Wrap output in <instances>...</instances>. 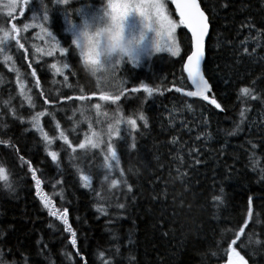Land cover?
Here are the masks:
<instances>
[{"label":"trees","instance_id":"trees-1","mask_svg":"<svg viewBox=\"0 0 264 264\" xmlns=\"http://www.w3.org/2000/svg\"><path fill=\"white\" fill-rule=\"evenodd\" d=\"M6 3L7 0H0V27L8 29L15 23L23 29L26 23L34 24L42 20L44 8L41 0H29L23 15L19 9L13 14L15 19L7 16ZM200 3L211 22L203 71L225 110L220 112L201 98L187 97L175 91L173 84L192 90L187 73L183 71V64L191 52V37L182 26L177 35L182 51L179 58L162 54L142 67L125 63L118 77L125 81L127 87H138L143 82L172 90L147 99L142 91L128 93L118 102L125 116L143 111L149 120L147 129L138 121L141 129L136 134L137 149L130 154H121L129 182L138 185L134 188L137 199L126 210H119L115 207L116 197L124 202V190L118 186L108 191V182H103L102 196L113 206L108 208L107 215L99 217L94 207L97 203L94 193L79 186L78 174L65 151L60 150L63 173L60 175L43 150L39 135L34 130L25 132L24 129H30L27 120L34 111L48 109L56 111L62 127L68 130L71 121L67 127V116L61 112L73 106V101L61 102L60 96L79 95L80 88L89 95L99 92L96 81L79 65L69 13L82 7V13L72 14V20L80 22L85 12L103 8L104 0H67L66 4L43 0L49 15L48 31L56 36L61 47L69 50L63 55L59 51L51 57L40 58L35 54L33 45L45 47V40L49 39L46 36L41 38L43 34L39 28L30 27L19 33L21 43L28 49L27 60L24 59V50L15 41L6 42V51L23 73L21 79L26 83L25 90L31 89L29 94L36 105L35 109L31 108L20 96L16 73L9 70L10 65H6L3 56H0V122L8 125L5 131L20 149L17 154L13 149L0 145V165L6 168L9 179L19 184L17 191L9 194L0 181V230L4 232L0 247L7 260L24 264L26 257L27 264H83L76 254L79 250L88 264H103L96 255L98 251H103L104 259H110L112 264H129V254L135 257L136 264H224L226 256L220 249L227 247L234 231L242 225L249 195L253 197V221L237 245L250 232L255 233V239L264 240V180L260 178V168H264V103L261 102L264 100V36L259 41V47L253 39L248 40L246 46L249 53L256 49L253 55L243 53L241 47L246 37H255L257 29H264V5L262 0H200ZM221 3H227L228 7L222 8ZM170 7L178 19L171 4ZM249 19L255 25L251 31L240 27ZM215 33H219V48L213 46L216 43ZM29 62L37 69L45 96L57 101L55 105L43 103L45 97L40 96L41 89L34 86ZM64 62L69 64V68L64 69V75L68 76L67 83L73 85L72 88L66 87L63 76L54 75L50 68L52 63L62 66ZM84 83H90L93 88L87 89ZM244 86L254 87L260 99L240 98L238 91ZM128 96L132 97L133 103H126ZM8 100L10 104L5 106L4 102ZM241 108L249 109L245 121L237 134L229 135L240 120ZM10 109H15L16 116ZM17 117H23L25 122L21 123ZM77 117L81 118L78 114ZM205 118L207 126L203 124ZM42 123L45 130L53 134L54 122H50V117L42 118ZM85 130L87 127L82 123L75 132L69 133V138L78 143ZM201 131L210 133L211 138L196 140ZM76 132L78 135L74 136ZM174 137L175 143L172 142ZM249 141L257 145L254 151L259 165L255 170L249 160L253 152ZM57 144L62 142L56 141L52 150H58ZM193 146L199 149L202 163L189 167L192 161L188 149ZM178 149L184 158L182 165L174 159ZM18 155L31 160L38 169V176L44 180L42 187L55 206L61 210L64 207L69 209V222L77 232L76 248L69 243V234L64 231L62 223L49 216L47 209L43 208L35 194L31 174L27 166L20 163ZM76 155L79 159L74 163L83 167L86 174L90 172L94 177L93 186L99 187L101 172L98 165L102 156L97 154L90 163L81 150ZM55 179H62L63 183L53 189ZM221 187L224 189L223 205L213 201V196L221 194ZM62 189L63 201L60 199ZM256 219L259 224L255 223ZM225 229L228 231L225 232ZM130 231L134 245L128 243ZM217 241L221 242L219 248ZM213 251L218 254L213 256ZM246 251L243 250L242 254ZM65 252L71 253V260L66 258ZM254 260L256 264H264V252L249 258V264H253Z\"/></svg>","mask_w":264,"mask_h":264},{"label":"snow or ice","instance_id":"snow-or-ice-1","mask_svg":"<svg viewBox=\"0 0 264 264\" xmlns=\"http://www.w3.org/2000/svg\"><path fill=\"white\" fill-rule=\"evenodd\" d=\"M56 2L58 4H66L67 0H56ZM172 2L175 5V12L179 17L178 20L173 19L172 16L168 14L165 0H146V2L143 4H113L111 7L115 15L121 18L126 16L131 10H133V8H135V10L140 12L142 15L150 14L151 16L155 17L160 25V33H158V35L162 34L163 36V48L161 49L158 47L157 50H166L172 57H178L181 54V47L177 42L176 37L177 29L181 26L186 28L191 34V52L187 55L186 62L183 64V71L187 73V80L190 81L192 90L176 87L174 84L173 87L175 88L176 92L183 93L187 97H199L202 100L209 102L215 107V109L223 112L225 109L216 98V95L213 92V84L210 83L209 79L206 78L202 68L203 62L205 60L206 38L209 36L210 30V17L201 7L200 0H172ZM28 4L29 0H7V3L4 5V7L7 9V16L15 19L13 14L17 11V9H19L20 14L23 15L25 6ZM262 5H264V0H262ZM41 6L44 8V14L41 19L43 21H48V10L47 6L43 4V0H41ZM221 7L226 8L228 7V4L221 3ZM213 12H215L214 8ZM33 19H36L35 14L33 15ZM30 27L39 28L40 32L43 34L41 38L44 36L49 38L48 40H45V47L33 45L35 54H38L40 58L43 56L51 57L57 51L63 55L69 50L67 48L60 47L59 40H57L56 36H54L52 32L48 31V29L42 23H26L23 25V29L18 28L15 23H12L8 29L0 27V56H3V62L6 65H10L9 70L16 73V83L19 87L20 96L28 103L31 108L35 109L36 105L34 103L33 96L29 94L31 89H28L27 91L25 90L26 83L21 79L23 73L18 67L15 66V61L12 55L8 54L5 48L6 42L15 41V44L20 49L24 50V59L27 60L28 49L25 48L23 43H21L19 33L22 30L27 31V29ZM240 27L248 28L251 31V29L255 28V25L249 19L247 22H242ZM262 36H264V29H257L255 37H246L245 41L241 42L243 53L253 55L256 49L253 48L252 52L249 53V48L246 46L247 42L249 39H253L257 42L256 47H259V41ZM214 38L216 39V43L213 46L219 48L221 46L219 41V33H215ZM28 67L31 69L30 76L34 80V86L37 89H41V80L37 75V69L32 66L31 62L28 63ZM50 68L53 70L54 75L63 76V82L66 87H73V85L67 83L68 76L64 75V69L69 68V64L67 62H64L62 66H59L58 63H52ZM73 75H75V73H73ZM252 84L255 85V81H253ZM96 85L97 88H99L98 93L94 91L90 95L85 94L84 89L80 88L79 95L60 96L61 102H81L78 107L72 109L73 116H75V114L78 112L81 118L79 120H74L73 117H68V120L71 121L70 129L66 130L62 127L61 121L57 119L56 111L44 109L42 111H34L28 117L27 123L30 125V129L25 128L24 131L28 132L30 130H34V132L39 135L43 144V150L46 152L47 156L51 158V161L55 164L60 175L63 174L61 170L60 150L65 151L71 166L76 169L79 186L94 193V196L97 200V203L94 205V207L99 217L102 215H107L108 208L113 206L109 200H105L102 196L103 182H108V191H111L118 186L124 190V202H121L118 196L116 197L115 207L117 209L126 210L130 204H135L137 199V193L134 192V188L138 187V185H134L133 183L129 182L125 173V169L122 166L121 154H130L132 151L137 149L136 134L141 129V124H139L138 121L142 122V127L144 129H147L149 120L143 111H138L132 115L125 116L118 102L121 100V97H124L128 93H139L142 91L144 94H146L145 99H147L154 96L155 94L163 95L164 91H171L172 89H162L159 85L152 87L143 82H141L138 87H127L125 81L122 79H119V83L116 84L109 83L105 85H98L96 83ZM39 95L45 97L43 101L45 105H55L57 103V101L49 100L45 96V93L42 89L39 92ZM238 96L245 100L260 99V96L256 93L255 88L249 86L241 87L238 91ZM93 97H97L99 101L110 102L112 105H116V108L110 118V122L107 123L106 130H96L93 127L91 119L87 115L89 111L94 110L97 117H100L101 115L104 117L109 116L107 111L102 112L101 103H88ZM261 102L264 103V100ZM4 104L5 106H8L10 104V100L5 101ZM188 108L191 109V105H188ZM248 110V108H241L239 112L240 120L236 123L234 129L231 133H229V135H235L241 130V124L244 123ZM10 111L13 116H16L15 109H10ZM44 117H50V122H54V129L52 130L53 134H50V131L45 130V125L42 123V118ZM17 119H19L21 123L25 122L23 117H17ZM0 121H2V117H0ZM82 123H87V130L83 132V139H80L78 143H73V141L69 138V133L75 132ZM96 123L99 124L100 120L98 119ZM207 123V118H205L203 120V124L207 126ZM7 127L8 125L6 123L0 122V145L11 148L15 151V153L19 154L20 149L16 147L11 137L8 136L7 132L5 131ZM202 137L207 140L211 138V134L201 131L195 137V139L200 140ZM56 141H60L62 144L56 145L58 150H52ZM172 142H176L175 137L173 138ZM249 143L253 149V152L249 155V160L251 161L252 167L255 170L259 165V160L256 158L254 151L257 148V145L251 141H249ZM182 147L183 145H181V148ZM78 150H81L85 154V159L89 160L90 163L97 154L102 156V161L98 165V171L101 172V184L99 187L93 186L94 177L90 172L86 174L83 167H80L74 163L79 159L76 155ZM179 152L180 150L178 149L177 155L174 157V159L179 161V163L182 165L184 163V158L179 154ZM221 154H223V152H221ZM188 155L192 161V163L189 164V167L200 165L202 163L201 159L199 158V149H197L195 146L188 149ZM18 159L22 165L27 166V171L31 174L32 181H34L35 194L37 197H39L43 208L47 209L49 216L55 217L56 220L62 223L64 231L69 234V243L71 244L72 248H76L77 232L69 222V209L64 207L61 210L55 206L51 196L44 191L42 187L44 180L38 176V169L33 166L31 160H26L22 155H18ZM159 166L162 167L163 165ZM184 174L185 173H181V175ZM114 176H118V178H112ZM260 178L261 180H264V168H260ZM0 181L3 182V188L6 189L9 194L15 193L17 191V187L19 186L18 182L9 179L6 168L3 165H0ZM62 183V179H55V182L52 184V188L55 189L57 185H61ZM219 191L221 194L213 196V201L217 202L219 205H223L224 189L221 187ZM60 199L62 201L64 200L63 189L60 192ZM78 219L79 218H77V220ZM252 221L253 197L249 195L247 200L246 217L244 218L242 225L238 228V230L234 231V237L231 238L229 242H227V247L220 249L223 256H226L224 264H249V258L254 257L258 252H264V240L255 239L254 232H250L246 236V239L237 245V242L241 241V237L245 236V229ZM255 223L259 224L260 221L256 219ZM49 227L52 226L49 225ZM224 231L227 232L228 230L225 229ZM3 237L4 232L3 230H0V240H2ZM113 238L117 237L114 236ZM37 243L39 244L41 241H37ZM128 243L133 245L135 243L133 239V233L131 231L128 234ZM220 243V241H217L218 248ZM46 247L47 246L45 245V248ZM245 249L248 251L242 254V251ZM116 250L118 253L119 245H117ZM64 254L69 260L72 259L71 253L65 252ZM76 254L80 256L83 264H88V261L84 259L79 250H77ZM217 254L218 253L216 251L212 252L213 256H216ZM96 255L102 260L103 264H112L110 259H104L105 254L103 251H98ZM246 256L249 258H246ZM0 264H18V262L15 260H7L3 248L0 247ZM24 264H27L26 257H24ZM129 264H136L135 257L131 254H129ZM253 264H256L255 260L253 261Z\"/></svg>","mask_w":264,"mask_h":264},{"label":"clouds","instance_id":"clouds-1","mask_svg":"<svg viewBox=\"0 0 264 264\" xmlns=\"http://www.w3.org/2000/svg\"><path fill=\"white\" fill-rule=\"evenodd\" d=\"M146 0H104L102 13L97 18H82L77 32L73 38L75 54L79 57L80 67L93 78L98 85L119 83L118 72L125 63L135 65L137 57L135 51L145 38L147 31L155 33L153 50L163 48V36L160 25L155 17L142 15L135 8L126 16L115 15L113 4H143ZM135 12L142 18V30L129 35L127 31L128 17ZM82 13V7L69 13V22L73 23L72 14Z\"/></svg>","mask_w":264,"mask_h":264},{"label":"rangeland","instance_id":"rangeland-1","mask_svg":"<svg viewBox=\"0 0 264 264\" xmlns=\"http://www.w3.org/2000/svg\"><path fill=\"white\" fill-rule=\"evenodd\" d=\"M171 2H172V0H165V3L167 5V12H168L169 15L172 16L173 19H176L174 14H173V12L171 11V7H170ZM102 11H103V8L100 7L96 11L85 12L83 14L82 18H93V19L97 18L99 16V14L102 13ZM82 18H81V20H82ZM176 20H178V19H176ZM47 22L48 21H43V20L39 21V23L44 24V26L46 28H47ZM80 23H81V21L80 22L74 21L70 25V31H71V35H72L73 38H74V36H75V34L77 32V29H78ZM179 28L177 29V33H176V37H177V42L178 43H179V40H178V36L177 35H178ZM141 30H142V18H140L135 12H133L128 17V20H127V31H128V34L129 35H133V34H136V33L140 32ZM39 35L42 36L40 33H39ZM154 36H155V33L153 31H147L146 32V38H145L143 44L139 48L136 49V51H135V56L137 57V60H136V63H135L136 67L144 66L147 62L151 61L155 56H158V55L165 54V55L171 56L170 53L167 52L166 50H162L160 52H154V50H153ZM180 56H182V51H181ZM180 56L173 57V58H179ZM83 86L86 87L89 90H91L93 88V86L90 83H84ZM126 100H127L126 103H131L132 102V97L128 96V98ZM80 103L81 102H79V101H77V102L73 101V106L66 107L61 112V114L62 115L66 114L67 119H68V117H73L74 120H79L80 118L77 117V114L78 115H80V114L77 112L75 114V116H73L72 109L78 107ZM88 103L89 104L101 103L102 112L103 111H107L109 113L108 117H104L103 115H101L100 117H97L94 110H91V111H89L87 113V115L89 116V118L91 119V121L93 123V127L96 130H101V129H105L106 130L107 123L110 122V118H111V116H112V114H113V112H114V110L116 108V105H112L110 102L99 101L98 98L96 100L92 99ZM108 109H109V111H108ZM98 119L100 120L99 124L96 123V121ZM69 124H70V120H68V122L66 123V126L68 127ZM84 124L87 127V123H84Z\"/></svg>","mask_w":264,"mask_h":264},{"label":"water","instance_id":"water-1","mask_svg":"<svg viewBox=\"0 0 264 264\" xmlns=\"http://www.w3.org/2000/svg\"><path fill=\"white\" fill-rule=\"evenodd\" d=\"M172 7H173V9L175 10V5H174V3L172 2ZM177 14V13H176ZM177 16H178V14H177ZM179 18V17H178ZM185 30L188 32V30L185 28ZM210 32H211V26H210V30H209V35H210ZM188 34H189V36L191 37V34H190V32H188ZM208 38H209V36L206 38V42H207V40H208ZM187 59V58H186ZM205 60H206V49H205ZM205 60H204V62H203V65H202V68H203V66H204V64H205ZM190 82V81H189ZM190 86H191V84H190ZM191 88H192V86H191ZM199 98V97H198Z\"/></svg>","mask_w":264,"mask_h":264},{"label":"bare ground","instance_id":"bare-ground-1","mask_svg":"<svg viewBox=\"0 0 264 264\" xmlns=\"http://www.w3.org/2000/svg\"><path fill=\"white\" fill-rule=\"evenodd\" d=\"M171 5H172V2H171ZM173 8V7H172ZM175 11V10H174ZM176 13V12H175ZM177 15V14H176ZM178 17V16H177ZM179 19V18H178ZM186 62V61H185ZM198 98V97H197ZM131 103H133V100H132V102ZM264 125V124H263ZM259 130H261V128H259ZM262 131V130H261ZM78 135V133L76 132L75 134H74V136H77ZM81 135V134H80Z\"/></svg>","mask_w":264,"mask_h":264}]
</instances>
